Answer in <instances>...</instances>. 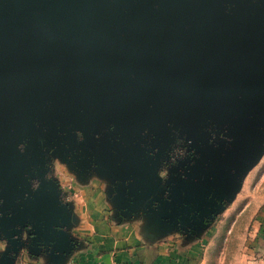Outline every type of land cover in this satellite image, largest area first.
<instances>
[{
    "label": "crops",
    "instance_id": "1",
    "mask_svg": "<svg viewBox=\"0 0 264 264\" xmlns=\"http://www.w3.org/2000/svg\"><path fill=\"white\" fill-rule=\"evenodd\" d=\"M129 1L141 2L143 9L137 14L140 25L130 32L119 29L116 24L120 22L109 11L97 7L91 10L77 0H0V62L19 66L82 60L90 53L98 59L151 65L191 76L232 81L264 79V0H245L242 4L229 0L228 7L238 10L232 23L219 16L216 9L211 10L208 2L186 3L191 10L196 7L205 13L197 18L200 23L190 24V35H185L183 23L189 17L194 20L193 15L184 12L179 0ZM150 20H159L158 27L153 28ZM200 24L205 40L193 37ZM135 28L140 33H133ZM219 50L244 51L247 56L240 62L217 54ZM244 59H251L252 64ZM39 79L44 77L7 83L0 93V122L8 133L0 136L4 161L11 138L14 142L25 140L22 131L53 125L71 113L74 95L83 81L93 87L101 107L121 102L147 107L149 112L159 110L164 119L161 126L193 133L194 137L198 131L195 125L209 118L219 122L221 110L235 113L264 105L262 99L191 95L161 83L111 73L65 74L60 79L46 76V82L60 80L70 86L71 93L57 95L48 88L31 92ZM239 126L232 152L224 144L202 148L198 171L203 184L196 183L185 191L191 199L189 207L168 201L156 207L145 205L140 217L133 209L129 212L119 195L109 197L102 191L103 197L91 194L87 202L76 201L69 206L59 201L58 190L44 179L32 185L16 183L13 192L1 182L3 193L19 199L8 202L7 215L0 221V264H191L199 246L183 253L187 238L181 236L182 214L190 211L203 215L209 210L212 200L208 183L220 180L230 160H243L264 137L260 128ZM70 138L77 146L85 144L75 135ZM110 161L115 176L140 180L148 194L160 189L152 163L121 152L113 153ZM4 178L5 173L0 175V180Z\"/></svg>",
    "mask_w": 264,
    "mask_h": 264
},
{
    "label": "rangeland",
    "instance_id": "2",
    "mask_svg": "<svg viewBox=\"0 0 264 264\" xmlns=\"http://www.w3.org/2000/svg\"><path fill=\"white\" fill-rule=\"evenodd\" d=\"M195 1L208 2L211 10L216 9V12L229 4V0H179L184 12L188 15L191 13L194 19L190 20L189 17L183 23L185 35H190V24L195 21L200 23L202 20L197 18L205 14L196 7L191 10L186 4ZM77 2L91 10L97 7L109 11L120 22L116 25L121 30L130 32L133 31L131 28L140 25L137 14L143 10L141 2ZM150 22L156 28L160 21ZM139 30L135 28L133 33H140ZM203 30L204 26L200 24L193 37L205 40L207 36ZM134 41L139 39L134 37ZM244 55L240 53V56ZM13 65L9 61H1L0 69ZM55 77L60 79V75ZM44 79H39V83L29 90L36 92V89L48 88V91L55 90L57 95H62L63 91L71 93L70 86L62 85L60 80L46 82ZM5 85L7 83L0 85L1 94ZM78 87L81 89L74 95L70 114L60 117L53 125L48 123L33 131H22L25 140L14 142L11 138L7 141L10 144L8 149L4 151L7 157L5 161L0 147V175L5 173L0 183L6 184L7 191L13 192L16 183L32 185L35 180L44 179L52 182L54 189L58 190L59 201L69 206L76 201H88L91 194L102 195L104 192L109 197L119 195L129 212L133 209L140 217L145 205L156 207L168 201L189 207L192 203L185 196V191L196 183L203 184L198 171L202 148L209 144L219 145L220 141H231L227 133L203 128L194 137L193 133L172 129L165 131L170 128L161 126L164 119L159 110L149 112L147 107L141 109L133 103L121 102L111 107H101L96 94L89 90L84 81ZM5 127L4 122H0V136L2 133L8 134L4 132ZM71 135L85 141V144L77 146L71 140ZM119 152L152 163L159 175L156 181L160 189L148 194L140 180L115 176L110 157ZM208 184L211 187L212 207L203 215L190 211L182 214L181 236L187 238L183 243V253L198 245L197 256L194 255L191 264H264V143L243 161L230 160L222 178ZM1 188L0 221L7 215L8 202L19 199L3 193Z\"/></svg>",
    "mask_w": 264,
    "mask_h": 264
},
{
    "label": "water",
    "instance_id": "3",
    "mask_svg": "<svg viewBox=\"0 0 264 264\" xmlns=\"http://www.w3.org/2000/svg\"><path fill=\"white\" fill-rule=\"evenodd\" d=\"M239 1H241V4L245 3V0ZM246 1L250 3L248 0ZM230 8L231 7H228V4H225L223 10H219L218 12L219 16L224 18L226 22L231 21L232 23L235 20L234 17L238 14V10ZM216 52L217 54H221L223 56L227 54V57L229 56L231 59H237L240 62H242L244 56H247L244 51L236 52L231 50L226 53L225 51L219 50ZM241 52L245 53V55L240 56ZM243 61L246 64H252L251 59H244ZM85 73H111L141 78L161 83L168 88L191 95H224L229 97H251L264 100V79L232 81L191 76L160 70L152 67L151 65H140L133 62L111 59H98L93 57L90 53L87 59L82 60H52L0 69V85L35 77H55L58 75L61 77L65 74H76L81 76ZM84 83L86 82L84 81ZM87 86L89 87V90H93V87L90 85ZM220 112L219 122H212L209 118L207 121L197 123L195 126L198 128V131L203 130V128H207V131L208 129H211L215 132H226L231 138V141H220L219 145L224 144L229 152L235 150L234 141L236 135L239 133L237 131L240 127L239 125H250L260 128L263 130L264 135V123L260 122V120L264 121V105L242 109L235 113L230 112L229 110H221ZM263 143L264 137L260 145L256 149L252 150L251 153H255L258 148L263 145ZM251 153H247L248 155L246 157H249Z\"/></svg>",
    "mask_w": 264,
    "mask_h": 264
}]
</instances>
